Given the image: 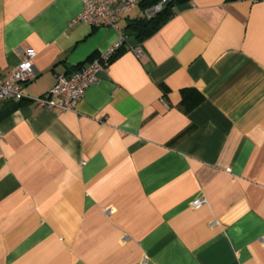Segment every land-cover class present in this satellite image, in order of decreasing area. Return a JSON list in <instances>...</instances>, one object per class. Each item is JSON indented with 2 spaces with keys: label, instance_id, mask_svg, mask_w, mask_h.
<instances>
[{
  "label": "crops",
  "instance_id": "obj_1",
  "mask_svg": "<svg viewBox=\"0 0 264 264\" xmlns=\"http://www.w3.org/2000/svg\"><path fill=\"white\" fill-rule=\"evenodd\" d=\"M81 11L0 0V78L35 53L0 103V264H264V0L179 3L141 42L140 6ZM120 39L75 111L33 101Z\"/></svg>",
  "mask_w": 264,
  "mask_h": 264
},
{
  "label": "built area",
  "instance_id": "obj_2",
  "mask_svg": "<svg viewBox=\"0 0 264 264\" xmlns=\"http://www.w3.org/2000/svg\"><path fill=\"white\" fill-rule=\"evenodd\" d=\"M145 0H82V11L76 17L75 22L91 25L92 27H108L118 29V23L128 13L140 6ZM170 0H159L150 9L144 11L147 16L160 12L163 6ZM256 3L261 0H245ZM122 39L100 52L88 67L76 68L68 74H60L55 77L51 90L33 101L40 108L57 110L60 112L75 111L83 99L86 89L98 83V74L105 71L111 63L116 51L121 47ZM137 58L142 57L140 46L132 49ZM35 53L31 50L22 55L20 63L10 71L3 79L0 78V103L7 99L21 100L23 87L31 81L35 75L32 68V60ZM109 209L106 213H111Z\"/></svg>",
  "mask_w": 264,
  "mask_h": 264
},
{
  "label": "trees",
  "instance_id": "obj_3",
  "mask_svg": "<svg viewBox=\"0 0 264 264\" xmlns=\"http://www.w3.org/2000/svg\"><path fill=\"white\" fill-rule=\"evenodd\" d=\"M158 1L159 0H145L140 4L143 15L141 17L128 21L126 30L137 34V39L139 42L154 34L172 16V9L177 4L188 0H170L163 6L160 12L151 16H147L144 11L153 7L158 3ZM121 52L122 48L120 47L116 51L111 62L114 61L116 57L121 54Z\"/></svg>",
  "mask_w": 264,
  "mask_h": 264
},
{
  "label": "water",
  "instance_id": "obj_4",
  "mask_svg": "<svg viewBox=\"0 0 264 264\" xmlns=\"http://www.w3.org/2000/svg\"><path fill=\"white\" fill-rule=\"evenodd\" d=\"M125 35H126V36H131V35H133V36H137V34H133V33H130V32H126Z\"/></svg>",
  "mask_w": 264,
  "mask_h": 264
}]
</instances>
